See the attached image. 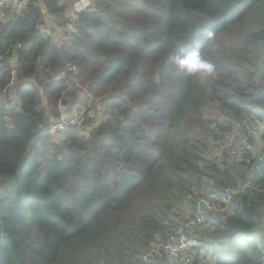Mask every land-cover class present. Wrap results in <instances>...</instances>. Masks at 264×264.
Wrapping results in <instances>:
<instances>
[{"label": "trees", "instance_id": "16d2710c", "mask_svg": "<svg viewBox=\"0 0 264 264\" xmlns=\"http://www.w3.org/2000/svg\"><path fill=\"white\" fill-rule=\"evenodd\" d=\"M74 1L29 0L0 18V53L22 46L0 60V264H144V251L176 237L202 188L219 210L188 237L193 264H264V151L249 135L252 121L264 125V0H93L72 21ZM254 12L208 93H194L196 78L169 56L211 30L204 56ZM46 14L72 38L58 46L41 33ZM69 63L74 80L60 78ZM90 104L83 130L54 142L52 120ZM208 106L228 117L208 123ZM204 122L207 139L188 130ZM234 131L249 144L238 138L218 163L211 149ZM247 182L256 190L224 210L227 190Z\"/></svg>", "mask_w": 264, "mask_h": 264}, {"label": "built area", "instance_id": "2783aa9c", "mask_svg": "<svg viewBox=\"0 0 264 264\" xmlns=\"http://www.w3.org/2000/svg\"><path fill=\"white\" fill-rule=\"evenodd\" d=\"M29 0H9L8 8L12 11H22L27 7ZM94 7L93 0H75L72 5L73 13L70 14V18L72 21L78 20V17L83 12L90 11ZM2 19H8V15L2 14ZM52 16L46 14L44 16V26L41 29V33H44L52 38V42L55 45H62L64 43L63 40H70L71 33L74 32V29L70 31L67 37H58L55 33L50 29V21ZM22 46L20 44L14 45L11 49L6 50L3 53H0V60L3 57L9 55L10 52L15 53L16 50L21 49ZM260 72L264 79V57L260 64ZM78 69L76 65L69 63L67 64L62 76L60 78H69L76 79L78 75ZM264 87V81H263ZM87 107H77L73 111L66 112L63 110L58 120H55L49 130V134L54 136L59 133H64L69 128H75L80 131L84 127L86 113L88 111ZM249 135L254 136L255 143L264 151V139L262 138V133L264 132V125L259 124L256 121H252L250 123ZM248 135V136H249ZM248 136L241 137V135L234 131L228 135V140L223 142L222 144H215L212 147V157L218 163H223L224 160V152L226 149L233 148L234 142L240 138L241 143L243 145L248 146ZM264 159V157H263ZM246 190H256L251 183H243L239 185V187L235 189L227 190V195L223 199L225 203V209L227 210L230 203L234 200L236 196H239L243 191ZM207 210H219V207L216 205V197L213 194H210L208 189H201V198L197 202L194 210L189 212L186 216V220L183 226L177 231V235L173 238L172 241L168 243H158L154 245L152 248L144 251L142 253V261L144 264H159L161 263V259L163 253L168 254L171 264H193V258L191 255V244L188 239L189 236H194L196 231L200 229L205 223V213Z\"/></svg>", "mask_w": 264, "mask_h": 264}, {"label": "rangeland", "instance_id": "374dc122", "mask_svg": "<svg viewBox=\"0 0 264 264\" xmlns=\"http://www.w3.org/2000/svg\"><path fill=\"white\" fill-rule=\"evenodd\" d=\"M5 6L8 8L9 7L8 3H6ZM255 12L252 13L242 25H240L236 29L230 30L228 33L218 37L215 40L212 48L203 57H204V59L208 60L209 62L213 63L216 66V71L211 76H202V75L195 76L196 79H195L194 93L199 92V91H206V93H208V89L210 88V85L212 84L214 78L217 75V66L221 63V59H222V56H223L225 50L227 48H229L230 45H232V46L236 45V43L238 41V37L236 35V32H240L241 30H245L252 25L251 19L253 18L252 16L255 14ZM56 27L58 29L54 28L55 30L61 29L63 32L69 31V28H59L57 25H56ZM232 46H230V47H232ZM79 92H76V97L78 98L79 101L84 102V100H86V97H82L80 95L78 97L77 95L79 94ZM80 94H81V92H80ZM82 95L84 96L85 93H82ZM88 107H89L88 111L90 109H92L91 104ZM94 112H95V110H92V111L90 110V115L93 114ZM203 114H204V119H206L208 123H210L211 121L214 122L216 120H224L228 117V115L226 113H224L221 109H219L218 106L206 107V109L203 110ZM191 116L196 117L194 112L193 113L191 112ZM100 120H101V117H100ZM54 121L55 120H52V123ZM207 122L198 123L196 125H189L188 130L191 129L192 132H196L202 138L207 139L211 134H213V133H211L212 126L208 125ZM52 123H51V125H52ZM189 123L190 122H187V125ZM65 132L52 136L54 139V142L59 143L63 139ZM176 140H177V136H175L172 145H176ZM161 168H162V173L159 176L160 182L158 184L154 185L150 191L152 196L156 199H161L162 195H163V188H164L165 184L162 183V179L167 176V171H168L167 163L164 162L162 164ZM66 264H68V262Z\"/></svg>", "mask_w": 264, "mask_h": 264}, {"label": "clouds", "instance_id": "9594fccd", "mask_svg": "<svg viewBox=\"0 0 264 264\" xmlns=\"http://www.w3.org/2000/svg\"><path fill=\"white\" fill-rule=\"evenodd\" d=\"M214 33L209 30L203 33L202 37L194 39L191 49H179L169 56L168 61L173 68L185 73L187 76L197 75L211 76L216 71V66L204 59L202 49L210 42ZM52 136V135H51Z\"/></svg>", "mask_w": 264, "mask_h": 264}, {"label": "crops", "instance_id": "0c3cea01", "mask_svg": "<svg viewBox=\"0 0 264 264\" xmlns=\"http://www.w3.org/2000/svg\"><path fill=\"white\" fill-rule=\"evenodd\" d=\"M9 0H0V17L3 13H6L5 10H7V7L5 6L6 3H8ZM5 4V5H4ZM14 12V11H13ZM69 12L72 13V10H70ZM7 14V13H6ZM11 15V14H10ZM10 17V16H9ZM9 19V18H8ZM50 29L52 30L53 33H55L58 37H64L66 35V33L70 32V30L68 32H63L61 29L60 30H55L54 28L56 27V24L53 21V17L51 18L50 21ZM58 29V28H57ZM82 93H85V91H83ZM82 93L80 94V96L82 97H86L87 98V94L85 93V95L83 96ZM164 264H171L170 259H167L164 261Z\"/></svg>", "mask_w": 264, "mask_h": 264}]
</instances>
